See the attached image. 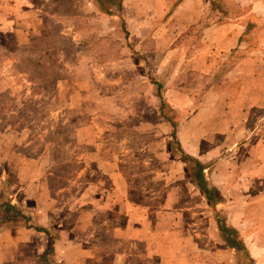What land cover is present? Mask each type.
I'll return each instance as SVG.
<instances>
[{"label":"rangeland","instance_id":"1","mask_svg":"<svg viewBox=\"0 0 264 264\" xmlns=\"http://www.w3.org/2000/svg\"><path fill=\"white\" fill-rule=\"evenodd\" d=\"M32 1L35 29L11 32L0 14V195L56 231L47 264H132L144 247L129 237L145 234L162 236L150 264H264V60L240 64L245 48L264 52V18L224 0L248 31L206 76L187 73L207 52L200 27L178 69L161 66L169 43L131 36L113 0ZM223 215L244 237L233 235L236 251ZM4 217L0 264H43L47 238Z\"/></svg>","mask_w":264,"mask_h":264},{"label":"crops","instance_id":"2","mask_svg":"<svg viewBox=\"0 0 264 264\" xmlns=\"http://www.w3.org/2000/svg\"><path fill=\"white\" fill-rule=\"evenodd\" d=\"M226 1L231 4H236L246 12L252 13L257 19H260V17L264 18V0ZM215 2L216 0H121L119 4H117V8L121 10V19L124 20V24L127 22L131 27L130 30L133 34H131V36H143V39L145 37L147 41H153V43L158 46H164L169 43V46L162 47L160 50L161 56L165 57L163 61H161V66L164 65L163 63L165 61V65L169 63L170 66L173 67L176 65L177 68L180 69L182 63H184V61L181 62V59H187L185 44L190 43V41L186 40V35L191 30L195 29V27H200V38L198 42L206 45L207 52L199 54L198 57L192 55L188 58L190 66L192 67L187 70V73H201L202 75L208 76L217 69L219 63L217 60L218 56H221L220 59H222L223 57L229 56L231 50L240 48L241 44L244 43L243 37L248 31L246 22L245 24L243 22L244 18H234L229 14L226 16L223 15V13L216 12ZM221 2L228 8L224 0H221ZM36 11L32 0H0V14L1 12L5 13L6 19L4 21L10 23L11 26L9 27H11V32L24 31L29 28L35 29L41 26V19L38 18ZM208 16L211 20L207 19ZM138 18L141 21H139ZM145 26L147 28H144ZM260 33L261 32H259L257 36L264 43V29L262 33ZM259 38H257L258 41ZM244 52L245 56H243L240 62L243 66H253L264 60V52H253L246 48ZM17 208L19 210L23 209L21 212L26 215L24 208H22L20 204H17ZM29 217H33V219L36 220L35 213H32ZM16 219H18V221L22 220L20 218ZM226 221L225 219V224L227 226L232 227L239 233L234 225L231 223L228 224V221ZM52 223L51 225L55 227L54 221ZM33 224L45 227L39 223L34 222ZM56 226H58V224H56ZM27 229L33 231L32 228H28L26 225L22 228L19 227L18 230ZM123 230L124 229L116 228L115 231ZM117 235L119 237L123 236L121 234ZM240 237L244 239L243 236L240 235ZM161 238L162 236L160 235L149 236L146 234L141 237L137 235L130 236L129 243L137 241L142 243L144 247L142 253L135 255L132 264H150L149 253L150 251H154V249L159 250L156 244L160 242ZM178 240L180 241V239H175V237H173L171 242L179 244ZM177 251L179 252V250ZM172 256H174V254H172ZM263 260H261V262H263ZM122 263L123 262L120 261V264ZM66 264H68V261Z\"/></svg>","mask_w":264,"mask_h":264},{"label":"trees","instance_id":"3","mask_svg":"<svg viewBox=\"0 0 264 264\" xmlns=\"http://www.w3.org/2000/svg\"><path fill=\"white\" fill-rule=\"evenodd\" d=\"M116 4H119V1L121 0H113ZM215 11L219 12V13H223V15H228V8H226L221 0H216L215 2ZM105 13H110L108 11H105ZM158 95L160 96V92L159 90H157ZM164 103L163 101H161V106H160V112H163V108H164ZM162 115H164L162 113ZM165 120L170 124L171 128H172V132H171V139H172V148H174L176 151H178L180 153V157L183 158V160L189 161L190 163L193 164L194 168H195V172L196 175L199 176L201 175V173H203L204 170V165L202 163H200L198 160L186 155L184 153V151L181 148V145L178 141V137H177V132H176V128H177V123L173 122L172 120H169L168 118L164 117ZM201 189H203V192L209 197L211 198V203L212 206H215L216 204H219L220 202H222L221 198H219L218 196V192L215 190V188H213L212 186H210L209 188H205L204 185L199 186ZM0 208L2 209V211L5 214V218H4V222L5 220L8 219H16V218H20L25 222L26 227L28 228H32L33 231H35L36 233H40L42 235H44L47 238V246L45 248V250H43V253L40 257V260L43 264H47V260L45 259V256L49 255L50 253L53 252V245L55 243V241H57L58 235L56 233L55 230H51L49 228H42L36 224H31V218L28 217L27 215H24L21 210H19L16 206L9 204L8 202H1V195H0ZM2 222V223H4ZM215 222L217 224V228H218V232L220 233V235L222 236V238L225 240L227 246L231 249H233L234 251L239 249V243H235V240L233 238V235L236 234V230H234L232 227H229L225 224L224 220L222 218H220V216H215ZM248 264H253L250 260V262Z\"/></svg>","mask_w":264,"mask_h":264}]
</instances>
